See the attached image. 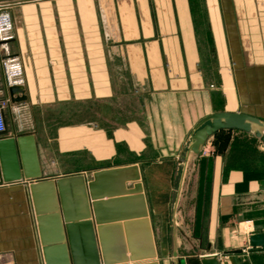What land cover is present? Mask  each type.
I'll return each mask as SVG.
<instances>
[{
  "label": "crops",
  "instance_id": "crops-1",
  "mask_svg": "<svg viewBox=\"0 0 264 264\" xmlns=\"http://www.w3.org/2000/svg\"><path fill=\"white\" fill-rule=\"evenodd\" d=\"M203 8L205 23L191 0L0 3V109L9 134L33 135L38 180H88L97 170L137 164L148 217L163 233L194 126L217 111L264 120V0H204ZM202 38L210 39V64ZM13 84L26 100L10 101ZM123 98L134 102L124 116L116 111ZM32 181H0V264H45ZM186 190L195 228L202 203L200 235L220 264H264V246L249 242L264 232L259 139L215 131L190 156L178 210Z\"/></svg>",
  "mask_w": 264,
  "mask_h": 264
},
{
  "label": "water",
  "instance_id": "water-1",
  "mask_svg": "<svg viewBox=\"0 0 264 264\" xmlns=\"http://www.w3.org/2000/svg\"><path fill=\"white\" fill-rule=\"evenodd\" d=\"M13 1L19 0H0V3ZM8 96L12 103L27 98L19 84L8 86ZM219 129H238L252 134L264 144V120L242 112H212L190 131L178 160L180 171L171 208L175 264H184L177 254L180 242L177 232L195 246L177 220L188 162L191 155H198L203 150L207 138ZM40 175L33 135L14 137L5 127L0 132V181L33 180L30 191L45 264H122L155 256L137 164L97 170L88 180L82 174L38 180ZM127 182H133L132 186L126 187ZM138 226L143 228L150 241L151 249L147 252L136 253L133 249L134 231ZM249 242L252 246H263L264 234H252ZM210 248L211 244L207 243L206 252L196 251L200 264H220L219 254Z\"/></svg>",
  "mask_w": 264,
  "mask_h": 264
},
{
  "label": "rangeland",
  "instance_id": "rangeland-1",
  "mask_svg": "<svg viewBox=\"0 0 264 264\" xmlns=\"http://www.w3.org/2000/svg\"><path fill=\"white\" fill-rule=\"evenodd\" d=\"M191 1H192V4L194 5V7L196 9L197 19L199 21H201L202 23L203 22L205 23V19H206L205 17L206 16H205L204 8H203L204 0H191ZM202 39H203V41H202V52L205 54V56H207L206 61L209 62V64H210V62L212 61V46L210 43V39L209 38H202ZM101 104L102 105L100 108H101L102 114L108 113L109 112L108 107L103 106V103H101ZM131 105H134V102L129 98H123V99L118 100L117 107H116V111H117L118 115L124 116L123 114L127 110L126 108L130 107ZM75 109H77V107H75V106L71 107L70 114H71V112L73 113ZM58 110H59L58 114H60L61 108H59ZM114 110H115V108H114ZM38 111L42 116L45 115V113H46V109L44 107L41 109H38ZM23 124H24V121H23ZM41 125H42V127H40V128L43 131V127H45L46 124H45V122H42ZM101 125H103V126L105 125L104 127H107L108 123H101ZM177 178L178 177L176 176L175 180H174L175 181L174 188L176 187ZM186 192H187V190H186ZM188 193L189 192H187V194L185 193L182 204L179 207L180 209L178 210V219L177 220H178V222H181V227L186 232V234L190 237V240L193 242V244L195 246L193 247L192 245H190L187 242V240H185L177 232V236L180 238V242L177 245V254H178V257L181 260H183L185 264H200V262L198 260V256L196 254V251L204 252V250L206 249L205 236L203 234H202V236L200 235V227L203 225V223L205 221V212L202 211V203H200L198 215L196 216V217H198V221L200 222V225L198 228L193 227L196 224V223H194V221L195 220L197 221V218H195V220H194V212L192 210L193 209V201L191 200V197L189 196ZM203 206H204V204H203ZM150 227H151V231H152V242H153V248L155 250V256L139 258V259L132 261V263L150 261V260H156L158 262V264L173 263V262H171L172 261L171 252H172V245H173L171 222L170 221L167 222V224L165 225V227L163 229L162 234H159V226L157 224H154L151 220H150ZM192 227H193V229H192ZM133 238H134L133 239V243H134L133 249L134 250L136 249V253L147 252L151 249L150 241L148 240L146 232L143 231V228H141L139 226L136 227V229L134 231V237ZM200 238L203 239V241ZM162 242L164 243V248H165L164 250L160 249L161 248L160 243H162ZM199 242H200V244H199ZM144 243H145V245H143ZM142 245L144 247L140 248L139 246H142ZM144 248H145V251H143ZM137 249H139V250H137Z\"/></svg>",
  "mask_w": 264,
  "mask_h": 264
},
{
  "label": "built area",
  "instance_id": "built-area-1",
  "mask_svg": "<svg viewBox=\"0 0 264 264\" xmlns=\"http://www.w3.org/2000/svg\"><path fill=\"white\" fill-rule=\"evenodd\" d=\"M4 129H5V119H4V114H3L2 110L0 109V132L3 131ZM263 234H264V232H263Z\"/></svg>",
  "mask_w": 264,
  "mask_h": 264
},
{
  "label": "trees",
  "instance_id": "trees-1",
  "mask_svg": "<svg viewBox=\"0 0 264 264\" xmlns=\"http://www.w3.org/2000/svg\"><path fill=\"white\" fill-rule=\"evenodd\" d=\"M196 223V222H195Z\"/></svg>",
  "mask_w": 264,
  "mask_h": 264
}]
</instances>
